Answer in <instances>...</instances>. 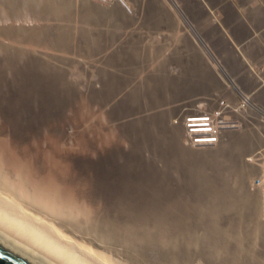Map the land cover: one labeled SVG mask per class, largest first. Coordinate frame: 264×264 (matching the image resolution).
I'll return each mask as SVG.
<instances>
[{"label":"rangeland","instance_id":"1","mask_svg":"<svg viewBox=\"0 0 264 264\" xmlns=\"http://www.w3.org/2000/svg\"><path fill=\"white\" fill-rule=\"evenodd\" d=\"M263 149L264 0H0V176L113 263L264 264Z\"/></svg>","mask_w":264,"mask_h":264},{"label":"bare ground","instance_id":"2","mask_svg":"<svg viewBox=\"0 0 264 264\" xmlns=\"http://www.w3.org/2000/svg\"><path fill=\"white\" fill-rule=\"evenodd\" d=\"M3 177L0 176V238L8 246L31 256L42 264H120L113 263L75 237L69 236L64 232V227H56V223L48 218V216H51L56 220L58 217L69 216L70 212H68V215L64 210L53 209L51 205L43 202L44 200L39 204L40 201L36 197H30L32 196L30 194H22L27 189L21 193L15 185L14 189L12 185V188H10L11 181L9 185H6L5 183L8 184L9 181L7 182L6 178ZM20 186L22 187V185ZM1 190L8 193L5 194ZM22 196L29 200V202L27 201L28 204L31 201V203H36L35 206L39 205L41 208L48 209L47 217L44 218L39 211L30 212V210L24 209L20 204V202H23ZM51 198L53 199V197ZM45 200L47 199L45 198ZM69 220L71 221V219ZM96 251L101 253L98 250ZM121 264L127 263L123 262Z\"/></svg>","mask_w":264,"mask_h":264},{"label":"built area","instance_id":"3","mask_svg":"<svg viewBox=\"0 0 264 264\" xmlns=\"http://www.w3.org/2000/svg\"><path fill=\"white\" fill-rule=\"evenodd\" d=\"M221 125L225 128L221 129ZM229 128H237V126L227 124L224 117L218 116V113H201L187 116L183 122V144L191 148L212 146L217 142L220 132ZM257 160L260 161V164ZM255 161L257 166L260 167L263 164V167L252 181L251 186L258 189L261 203L264 205V149L255 152L250 163L254 165Z\"/></svg>","mask_w":264,"mask_h":264},{"label":"water","instance_id":"4","mask_svg":"<svg viewBox=\"0 0 264 264\" xmlns=\"http://www.w3.org/2000/svg\"><path fill=\"white\" fill-rule=\"evenodd\" d=\"M0 264H42L31 256L8 246L0 238Z\"/></svg>","mask_w":264,"mask_h":264},{"label":"clouds","instance_id":"5","mask_svg":"<svg viewBox=\"0 0 264 264\" xmlns=\"http://www.w3.org/2000/svg\"><path fill=\"white\" fill-rule=\"evenodd\" d=\"M201 113H205V112H200V113H196V114H201ZM207 114H209V113H207ZM192 115H194V114H192ZM219 138V137H218ZM217 142H218V139H217ZM216 145V143L214 144V145H212V146H209V147H203V148H210V147H213V146H215ZM186 146V145H185ZM186 147H188V146H186ZM250 164H252V163H250ZM253 165V164H252ZM256 177V176H255ZM250 183H252V181L250 182ZM253 188V187H252ZM255 191H257V189H255ZM261 204V206H263L264 207V205L262 204V203H260Z\"/></svg>","mask_w":264,"mask_h":264}]
</instances>
